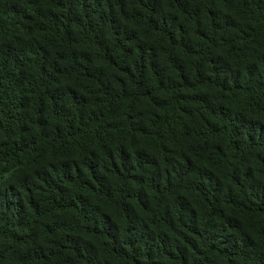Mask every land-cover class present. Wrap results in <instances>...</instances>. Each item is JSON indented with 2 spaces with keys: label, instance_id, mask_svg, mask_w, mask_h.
<instances>
[{
  "label": "trees",
  "instance_id": "1",
  "mask_svg": "<svg viewBox=\"0 0 264 264\" xmlns=\"http://www.w3.org/2000/svg\"><path fill=\"white\" fill-rule=\"evenodd\" d=\"M0 264H264V0H0Z\"/></svg>",
  "mask_w": 264,
  "mask_h": 264
}]
</instances>
